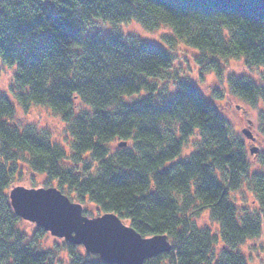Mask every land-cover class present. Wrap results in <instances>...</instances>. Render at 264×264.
<instances>
[{"label":"trees","instance_id":"trees-1","mask_svg":"<svg viewBox=\"0 0 264 264\" xmlns=\"http://www.w3.org/2000/svg\"><path fill=\"white\" fill-rule=\"evenodd\" d=\"M97 22L174 35L166 48L93 33ZM178 43L197 52L202 76L221 83L231 60L264 69V0H0V62L15 69L16 103L25 113L51 111L70 137L67 151L21 126L14 100L0 92V264H58L62 253V264H110L65 239L45 250L48 232L20 229L9 190L22 166L47 178L42 189L56 183L76 204L91 202L145 238L166 236L172 249L144 264H249L241 247L264 234V173H251L242 142L195 85L155 98L151 81L172 68ZM227 87L251 106L264 100V84L250 78L232 75ZM244 188L254 202L240 211L232 194ZM205 211L216 230L194 220Z\"/></svg>","mask_w":264,"mask_h":264},{"label":"rangeland","instance_id":"rangeland-1","mask_svg":"<svg viewBox=\"0 0 264 264\" xmlns=\"http://www.w3.org/2000/svg\"><path fill=\"white\" fill-rule=\"evenodd\" d=\"M93 33H100L104 36L116 35L128 39L130 36L140 37L145 42L151 44L162 45L168 48L165 38L174 35L169 27H162L157 31L149 32L141 28L137 22L124 25H108L103 22H97L94 24V28L91 30ZM173 58L172 68L166 72L162 79L153 80L157 84L158 90L155 98L161 100L164 96L172 97L178 89V85L181 82H187L195 85L201 94L217 108L219 114L227 121L230 126L231 137L233 139L240 140L243 144L245 151L248 153V162L250 164L251 173L262 172L264 173V100H261L256 106H251L233 96L228 90L227 79L234 75L237 77L250 78L256 84H264V69H254L249 71L246 69L243 60H231L225 62L224 66V78L225 83H221L217 80L216 75L212 72H206L204 76L201 74V68L196 64L195 58L197 52L190 49L184 43H178L176 47L169 50ZM14 73L15 69L8 68L0 62V92L7 96L11 101L16 104L17 108V122L21 126L32 125L36 129L49 136L53 142L61 144L64 149L68 151L70 142L67 127L62 122L60 117L54 115L51 111L44 107L34 106L28 113H25L16 103L14 87ZM137 96V95H136ZM140 99L139 97H124L125 103L133 102ZM81 103L77 111L79 112L83 107ZM244 131H248L250 135L254 137V140L249 139L244 134ZM118 141H115L108 145L113 151L116 149ZM195 141L192 140L186 145L183 155H189L194 149ZM253 150V152H252ZM257 150V152H254ZM22 176L18 177L9 191L23 187L26 189L39 190L45 188L47 178L43 175L35 174L34 171L28 166H22ZM54 188H57V184L54 183ZM66 196L75 201V196L66 192ZM232 197L236 201L238 209L241 211L244 206L248 207L249 204H253L254 196L247 188L237 191L232 194ZM72 201V200H71ZM74 203H77L76 201ZM82 205V204H80ZM83 210L86 217L93 219L103 216L101 210L93 203L87 202L83 204ZM249 208V207H248ZM198 225L211 226L213 229H217V225L212 224L210 220V214L208 211L203 212L197 218H194ZM124 222V221H123ZM130 226L129 223L124 222ZM19 227L25 231L30 237L33 236L37 230L36 224L21 220ZM64 240L62 238L55 237L48 233V235L42 240V248L45 250L53 248L55 245H62ZM264 245V234L260 239L249 240L241 247V251L247 257L249 264H264V252L262 246ZM84 252V248L80 249ZM66 254L62 253L59 256L60 261L58 264H62L65 260Z\"/></svg>","mask_w":264,"mask_h":264},{"label":"water","instance_id":"water-1","mask_svg":"<svg viewBox=\"0 0 264 264\" xmlns=\"http://www.w3.org/2000/svg\"><path fill=\"white\" fill-rule=\"evenodd\" d=\"M247 138L248 131H244ZM120 148L127 146L120 143ZM253 152V150H252ZM257 152V150H254ZM15 214L51 235L82 246L110 264H144L172 249L166 236L145 238L115 214L90 219L83 206L56 188L18 187L10 194Z\"/></svg>","mask_w":264,"mask_h":264},{"label":"flooded vegetation","instance_id":"flooded-vegetation-1","mask_svg":"<svg viewBox=\"0 0 264 264\" xmlns=\"http://www.w3.org/2000/svg\"><path fill=\"white\" fill-rule=\"evenodd\" d=\"M249 139H252V140H254V137H253L252 135H250Z\"/></svg>","mask_w":264,"mask_h":264}]
</instances>
